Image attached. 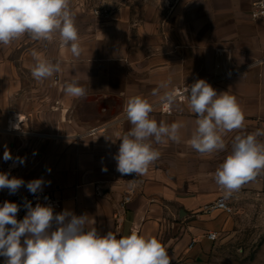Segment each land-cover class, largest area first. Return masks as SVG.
Instances as JSON below:
<instances>
[{
    "label": "crops",
    "instance_id": "crops-1",
    "mask_svg": "<svg viewBox=\"0 0 264 264\" xmlns=\"http://www.w3.org/2000/svg\"><path fill=\"white\" fill-rule=\"evenodd\" d=\"M90 1L101 8L93 9L99 17L87 27V40L78 34V57L59 35L52 46L54 57H48L46 49L37 50L39 43L32 44L35 40L30 38L0 44V173L25 182L15 194L0 189V206L34 195L26 185L42 179L37 193L49 191L60 200V206L52 208L54 214L84 215L85 228H95L101 235L112 231L120 238L136 231L161 243L167 240L174 264H264V239L252 254L243 247L230 252L232 246L255 243L261 228L249 232L236 215L203 213L206 204L226 197L214 173L231 153L235 137L264 133V18L255 16L250 0L240 7L227 4L230 0ZM225 3L230 8L222 12ZM33 50L58 63L60 71L35 80ZM198 79L206 80L218 94L235 96L244 115L242 128L222 134L225 149L204 155L188 144L197 116L187 98L176 101L170 114L155 107L165 92ZM72 82L85 88L86 95H67L64 89ZM162 83L168 87L161 88ZM134 96L154 105L150 118L158 124L180 122L183 127L179 143L150 138L160 152L159 162L122 207L131 186L116 170L114 156L120 139L132 128L124 109ZM83 106H89L90 113ZM9 123L20 130L9 132ZM257 141L264 143V134ZM5 146L12 156L7 161ZM249 182L227 198L254 197ZM161 198H174L182 208L179 221L151 226L160 229L154 236L144 213L172 212L156 202ZM239 209L244 213L260 206ZM209 232H216L218 239L210 241ZM5 259L0 256V264Z\"/></svg>",
    "mask_w": 264,
    "mask_h": 264
},
{
    "label": "clouds",
    "instance_id": "clouds-1",
    "mask_svg": "<svg viewBox=\"0 0 264 264\" xmlns=\"http://www.w3.org/2000/svg\"><path fill=\"white\" fill-rule=\"evenodd\" d=\"M68 6L69 0H0V44L8 45L25 33L33 39L51 42L58 33L62 44L70 43L72 54L78 57L81 52L78 30ZM32 56L36 60L31 71L35 80L43 81L60 71L58 63L43 59L37 51L33 50ZM160 87L167 88L168 84L162 83ZM64 90L76 98L87 91L76 82L67 84ZM158 91L154 90L153 95ZM178 95L187 98L190 110L197 116V127L188 144L201 155L224 150L222 134L243 127L244 115L235 96L227 92L218 94L204 79L185 86L182 93L165 92L161 97L165 111H170ZM124 110L132 128L120 139L114 156L116 170L122 176H143L160 157L150 138L157 143L165 138L179 143L183 124H158L150 118L154 105L141 96L127 99ZM18 119L21 120L20 116ZM262 134L257 130L247 136H236L231 153L214 173L215 182L226 191V198L264 170V143L257 141ZM3 158L12 159L6 146ZM19 162L24 163L23 159ZM24 184L22 179H9L7 173H0V189H8L10 194ZM42 184V179H36L26 187L35 194ZM130 186L135 185L130 182ZM25 207L27 214L18 221L16 203L5 201L0 206V256L6 258L4 264H171L165 246L157 238L136 231L120 238L112 231L101 235L95 228H85L84 215L68 211L54 214L51 206L39 203L32 207L28 202Z\"/></svg>",
    "mask_w": 264,
    "mask_h": 264
},
{
    "label": "rangeland",
    "instance_id": "rangeland-1",
    "mask_svg": "<svg viewBox=\"0 0 264 264\" xmlns=\"http://www.w3.org/2000/svg\"><path fill=\"white\" fill-rule=\"evenodd\" d=\"M90 0H70L69 1V11L74 19L75 26L78 30V34L82 35L84 37V40L86 41V29L89 25H92L94 23L93 19L99 17L95 14H92L93 9L101 8L100 6H97V4L92 3ZM201 3H205L203 1H200ZM223 3V2H222ZM235 4L239 7L243 4L247 3V0H230L227 2V4ZM225 3V6H223V11L230 8L229 5ZM227 5V6H226ZM225 7V8H224ZM221 12V13H222ZM101 17V16H100ZM97 21V20H96ZM59 35L54 34L53 40L51 42L47 40H36L33 39L29 34L25 33L21 37L18 38L19 43H23L27 38L31 39L32 41L35 40L34 43H39L37 45L38 49L41 50H48L47 56L48 57H54L55 56V50L52 47L54 45V38ZM83 110L85 113H90L89 106H83ZM252 185L253 190H255L254 197L249 198H226V201L229 202V205L233 208V215H236L239 217V219L242 222H246L245 228L249 230V232L253 229L254 231L257 230V228H261V234L260 236H257L254 238L253 244L246 245V246H232L230 248V252H237L238 247H243L244 249H247V252L250 254L254 253L256 250V247L258 243H260L264 239V170H261L259 174L256 176V179L253 182H249ZM150 199H156V198H150ZM216 199V198H215ZM154 202V201H153ZM158 202L160 205H168L172 212H155V213H144L145 216H148L145 220L148 221L146 223V226L148 225L149 231L152 230V235H156L157 232L160 229H151V226H154L155 228H160L162 226L163 222L169 221L171 223L179 221V215H180V209L182 208L181 205H179L174 198H161ZM154 204V203H153ZM242 205H255L260 206V209H254L253 211L249 212H241L239 207ZM251 210V209H250ZM143 220V221H145ZM153 222V223H152ZM168 223V222H167ZM244 226V225H243ZM166 238H169L168 236ZM167 241V240H166ZM164 241L162 244L165 246L166 250L168 251V247L172 248V246L167 245ZM171 264H174L171 262Z\"/></svg>",
    "mask_w": 264,
    "mask_h": 264
},
{
    "label": "built area",
    "instance_id": "built-area-1",
    "mask_svg": "<svg viewBox=\"0 0 264 264\" xmlns=\"http://www.w3.org/2000/svg\"><path fill=\"white\" fill-rule=\"evenodd\" d=\"M203 1H207V0H203ZM252 7H253V11L256 17H262L264 18V0H250ZM185 86H181L178 88H175L174 90L177 93H182L183 89ZM186 99V97H181L178 95V98L176 101H184ZM155 107L164 114H170L173 111V108L171 107L170 111H165L163 109L162 103L159 102L158 104L155 105ZM10 122V121H9ZM11 123H9V127L7 128L9 132L17 131L20 130V128L16 129V128H12ZM95 131V130H94ZM125 135V134H124ZM159 159L157 161H155L153 164H151L149 166V169L147 171V173L156 165L158 164ZM145 175L143 176H135V174L131 175V176H122V180L128 182L130 184L133 183L135 186L131 187L130 190H128L122 200V207H124L125 205L129 204L132 201V196L133 193L135 191V187L137 184H139V182L144 178ZM30 202L32 207H35L37 203L43 205V206H51L52 208H58L60 206V200L58 199V197L49 192V191H44V192H40L37 194H34L30 197H24L18 200L17 205L19 207V211L17 213V220L20 221L25 213L27 212V208L25 207V205ZM215 212H223L226 215H231L233 214V208L229 205V202L226 201L225 197H219L217 198L215 201L210 202L209 204H206L203 207V213L204 214H212ZM207 238L210 241H216L218 239V234L216 232H209L207 234Z\"/></svg>",
    "mask_w": 264,
    "mask_h": 264
},
{
    "label": "bare ground",
    "instance_id": "bare-ground-1",
    "mask_svg": "<svg viewBox=\"0 0 264 264\" xmlns=\"http://www.w3.org/2000/svg\"><path fill=\"white\" fill-rule=\"evenodd\" d=\"M13 125V124H12Z\"/></svg>",
    "mask_w": 264,
    "mask_h": 264
}]
</instances>
